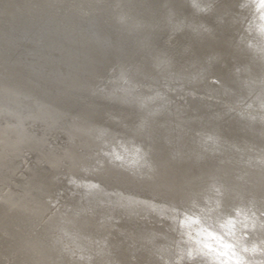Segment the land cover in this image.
Segmentation results:
<instances>
[{
  "label": "bare ground",
  "instance_id": "obj_1",
  "mask_svg": "<svg viewBox=\"0 0 264 264\" xmlns=\"http://www.w3.org/2000/svg\"><path fill=\"white\" fill-rule=\"evenodd\" d=\"M237 1L0 0L1 151L4 147L11 156H21L27 148L52 169L66 159L68 175L83 176L81 180L70 176L78 182L76 192L66 207L50 212L43 206L49 201L47 191L42 195L39 191L54 185L53 176L44 171L37 176L41 167L35 171L36 165L26 161L20 186L8 188L4 181L16 159H0V218L8 208L14 213L7 224L1 222L0 237L12 240L5 226L14 231L16 222L27 229L13 232V241L0 243L8 256L0 253V264H169L158 256L173 258L175 243L183 253L204 257L205 264H228L217 253L202 252L196 235L179 240L175 232L180 230L170 233L162 230L165 226L149 227L138 219L151 209L155 215L165 214L163 205L181 209L183 216L198 213L204 221L212 220L225 229V237L238 251L245 243L264 240V163H255L264 154V63L250 47L262 43L264 0ZM231 30L232 35L227 33ZM87 36L120 47L119 52L113 50V68L108 57L99 61L97 54L75 45ZM201 41L213 47L204 56L196 53ZM168 46L172 53L167 55ZM177 55L182 58L174 67ZM152 62L155 71L146 73L149 81L125 84L118 79L122 70L130 79L139 67ZM110 69H116L114 76L107 74ZM103 70L110 84L107 91L127 89L135 103L124 104L99 91L104 88L99 81ZM94 97L115 104H96ZM193 102L200 106H192ZM182 106L190 111L177 113L176 107ZM147 113L153 115L148 136L156 172L151 180L136 183L112 169L109 159L136 171L140 148L117 133ZM36 125L39 129L32 132ZM196 131L219 139L201 146ZM53 134L69 140L59 154L46 140ZM180 136L188 142L171 147ZM78 143L87 144L89 151L79 154ZM190 153L195 159H219L200 171ZM82 164L85 172L80 170ZM115 175L118 178L110 181ZM139 185L144 193H135ZM184 221L173 223L183 226Z\"/></svg>",
  "mask_w": 264,
  "mask_h": 264
},
{
  "label": "rangeland",
  "instance_id": "obj_2",
  "mask_svg": "<svg viewBox=\"0 0 264 264\" xmlns=\"http://www.w3.org/2000/svg\"><path fill=\"white\" fill-rule=\"evenodd\" d=\"M39 129V127L36 125L35 127H33L32 129V132H36L37 130ZM54 135V136H53ZM53 135H49L47 136L46 140L48 142L49 145H51L53 147V149L55 150V152H59L61 153L62 150L68 145L69 143V140L68 138L65 136V135H62V134H53ZM56 140H55V139ZM54 139V140H53ZM56 141V142H55ZM58 142V143H57ZM79 144V143H78ZM77 144V150L80 153H83L85 152L86 150L85 149H88L87 148V144L85 145L84 143H80L79 145ZM82 146V147H81ZM86 146V148H84ZM59 147V148H58ZM80 147V148H79ZM82 148V149H81ZM2 150L4 151L5 153V156L3 155L4 153L1 151V146H0V154L3 155L2 158L0 159H4L3 161H5V159L9 160V158H15V162L14 163V170L11 171L10 175H9V178H7L5 181H4V184L3 186H6V187H10V186H14V185H17V186H20L21 184V181L19 180L21 178L22 175H24L23 173H27V171H25V167H24V162L26 161H29L30 165L33 164L36 165L33 167V169L35 170H39V167L43 168L46 164V167L43 168L41 170L40 168V172L37 171L35 172L37 174V176L40 177V175L44 174L45 175H49V176H53V180H55V183H57V185L55 186V188L52 189L51 192L48 193V198L46 199H49V201L47 202V200L44 198L43 201H44V204L46 203V205H43L44 207H46V211H50V212H53L54 210L55 211H58L60 209L63 208V206H67L66 204L69 203V200L71 199L72 195H74V193L76 192V188H77V184L78 182H75L73 181L72 183L71 182H67V179L69 178L68 174H70V172L67 170V167L65 166L67 164V160L66 159H63L61 161L62 165L60 167L57 166L56 168H50V164L47 162V160L45 158H37V157H34V156H37V154H34V152H30V150H28L27 148L23 149L22 153H21V156H15L14 154L11 156V151H8L9 149L7 148H2ZM6 152H10V155L9 153L6 154ZM94 152V151H92ZM58 153V154H59ZM96 155V152L93 153ZM0 155V156H1ZM8 157H7V156ZM11 156V157H10ZM97 156V155H96ZM6 157V158H4ZM11 158V159H12ZM36 158V162H38L39 164H36V162H34L33 159ZM30 159V160H29ZM43 159V160H42ZM22 160V161H21ZM39 160V161H38ZM2 160L0 162H3ZM33 161V162H32ZM46 162V163H44ZM35 163V164H34ZM66 163V164H65ZM18 166H17V165ZM23 164V165H22ZM39 167H38V166ZM49 167V168H48ZM49 169V170H48ZM87 167L84 166L82 164V166H80V170L81 171H84L86 170ZM47 170V172H46ZM61 170V171H60ZM14 171V172H13ZM44 171V173H42ZM85 172V171H84ZM40 173V175H38ZM47 173V174H46ZM50 173V174H48ZM83 173V172H81ZM21 174V175H20ZM53 174V175H52ZM55 176V177H54ZM16 178V179H15ZM60 178V179H58ZM116 178H118V175H115L113 176V178H109L110 181H115ZM18 179V180H17ZM8 181V183H7ZM62 181V182H61ZM65 181V182H64ZM71 181V180H70ZM128 182H130L131 180H127ZM67 184V186H66ZM24 186V184L22 185ZM69 187V188H68ZM60 188V189H59ZM66 188V189H65ZM56 189V190H55ZM137 191L135 193H144L145 191V188L143 187V185H139L137 188ZM72 190V191H71ZM112 190H115L116 192L120 191L119 188H114L112 187ZM61 191V192H60ZM74 192V193H73ZM51 193V194H50ZM58 194V195H57ZM61 194V195H60ZM118 196H120V194H117ZM52 196V197H51ZM69 196V197H68ZM42 201V203H43ZM63 203V204H62ZM122 204V201L120 202ZM61 204V205H60ZM107 204V205H106ZM124 204V202H123ZM53 205V206H52ZM105 208H109L108 207V203L107 202H104L102 204ZM61 208H60V207ZM106 208V209H107ZM162 212L165 213V214H160V215H155V211L154 210H149V212H147L145 215H143L142 217H139L138 219L140 221H144L143 223L148 226L150 225L149 227L152 226H161V227H164L162 230H166V231H170V233H173L175 232V230H180L178 233L175 232V236L177 237V239L180 240V237H183V236H187V238L189 239L188 236H197V242L199 243L200 245V250L204 253H217L218 256L216 257H219L221 258V260H233L234 259V256H233V253L234 252H238V249L237 247L235 246V249L233 247V244H231V241L228 237H225V229L224 230H220L219 228L216 227V224H211L210 222H212V220L208 219L206 221H204L202 219V216L199 215L198 213H187L185 214V216H183V211L181 209H178L176 207H167V205H163L162 207ZM170 208V210H169ZM172 209V210H171ZM176 210V211H175ZM179 210V211H178ZM168 211V212H167ZM172 211V212H171ZM182 211V212H181ZM176 212L178 214H180V217L175 219L176 218ZM89 215L91 214V211L89 210L88 211ZM150 214V215H149ZM132 215H135L134 213ZM155 215V216H154ZM193 216H198L197 218L196 217H193ZM155 218V219H154ZM185 218V221H184V225L183 226H177L176 224H174V220H183ZM191 218H194V220H192ZM117 220H115L114 223H116ZM154 222V223H153ZM172 222V223H171ZM191 222V224H190ZM201 222V223H200ZM117 224V223H116ZM173 224V225H172ZM194 224V225H193ZM118 225V224H117ZM205 225V226H204ZM195 228H193V227ZM199 226V227H198ZM214 228H213V227ZM181 227V228H179ZM170 230H169V229ZM173 228H175V230H173ZM204 229V230H203ZM192 230V231H191ZM200 232H199V231ZM2 232V230H0ZM227 231V230H226ZM188 232V233H187ZM198 232V233H197ZM215 233V234H214ZM187 234V235H186ZM225 234V235H224ZM181 235V236H180ZM214 235V236H213ZM219 235V237H218ZM204 236V237H203ZM223 236V237H222ZM208 237V238H207ZM229 239V240H228ZM222 241V242H221ZM187 242V246L190 244H188V241H184L183 245L186 244ZM220 242V243H219ZM225 243V245H224ZM68 244V243H67ZM204 244V245H203ZM219 244L222 246H219ZM229 244V245H228ZM171 248L174 249V253H173V258H168V257H164V256H158L159 257V260L163 261V262H170L169 264H172V262L174 261V259H176L175 257H178L179 254H182L183 251H181V249H179V244L178 243H175V244H171ZM192 246V245H191ZM202 246V247H201ZM231 246V247H230ZM215 248V249H214ZM203 249V250H202ZM230 249V250H229ZM234 251V252H233ZM178 252V253H177ZM219 252V253H218ZM177 255V256H176ZM4 258L5 259H8V256L5 254H3ZM175 256V257H174ZM221 256V257H220ZM170 259V260H169ZM168 260V261H167ZM216 259H213L212 261L216 262L215 261Z\"/></svg>",
  "mask_w": 264,
  "mask_h": 264
},
{
  "label": "clouds",
  "instance_id": "obj_3",
  "mask_svg": "<svg viewBox=\"0 0 264 264\" xmlns=\"http://www.w3.org/2000/svg\"><path fill=\"white\" fill-rule=\"evenodd\" d=\"M202 11H206V8H201ZM262 43L259 48L255 45H250L253 48L254 53L259 56L262 63H264V31L261 32ZM116 69H110L109 75L114 76ZM127 76L123 72L120 73L119 80L127 84ZM264 82V80H261ZM113 82V81H110ZM100 92L107 95L110 99L119 101L124 104H133L136 98L127 89L107 91L104 88L99 89ZM141 111H143V105H138ZM153 115L150 113L141 116L138 122L126 123L123 125L122 130L117 133V137L125 141H132L140 148L141 160L137 166L135 172L123 166L119 161H112L109 159V164L112 169L119 172L125 177L135 181L136 183L151 180L153 174L156 172V166L153 159L154 145L148 136L151 128ZM196 142L201 146L209 143L211 139H219L213 133H205L201 131L195 132ZM255 163H264V154L257 156ZM235 248V245H233ZM234 260L229 261L228 264H264V240L259 242H253L252 244H244L238 252L233 253ZM172 264H205V258L197 256L193 253L184 252L179 254L178 257L172 262Z\"/></svg>",
  "mask_w": 264,
  "mask_h": 264
},
{
  "label": "water",
  "instance_id": "obj_4",
  "mask_svg": "<svg viewBox=\"0 0 264 264\" xmlns=\"http://www.w3.org/2000/svg\"><path fill=\"white\" fill-rule=\"evenodd\" d=\"M236 1V0H235ZM237 2H239V0L237 1ZM234 4V3H233ZM236 5H237V3H236ZM236 5H234V6H231L232 8H234V7H236ZM72 31V30H71ZM227 33L228 34H234V31H232L231 30V33L230 32H228L227 31ZM90 37V38H89ZM85 42H83V43H81V41L80 42H78V43H76L75 45L76 46H78L79 48H84V50H86V52L87 53H91L92 55H93V53H95V54H97L98 55V57L97 58H99V61H105L106 60V58L108 57L109 58V60L107 61V64H109L108 62H110L111 63V66H112V68H113V66H115V62H114V60L116 61V58H115V53H114V49H116V51L117 52H119L120 51V47H116V46H113L112 47V45H111V43H110V41H108V40H106L105 38H93V37H91V36H87L86 37V39H83ZM84 43H85V45H84ZM201 43H202V45H201V47L199 48V49H197L196 50V53L198 52L199 53V55L200 56H204L205 54L204 53H210V51H211V49H213V47L211 48V45L210 46H208L207 44V42H205V41H201ZM83 44V45H82ZM101 44V45H100ZM197 44V43H196ZM196 44H194V45H196ZM100 46H102L104 49L103 50H101L100 48ZM141 47V46H140ZM87 48V49H86ZM139 48V47H138ZM122 49V48H121ZM83 50V51H84ZM140 50V48L137 50V51H139ZM136 51V52H137ZM164 51V50H163ZM99 52V53H98ZM169 52H171L172 53V51H171V48H170V46H168V48H166V51L164 52V53H166L167 55L169 54ZM193 52V51H192ZM163 52L162 53H159L161 56H163V54H164ZM191 53V52H190ZM106 54V55H105ZM229 55H231V54H229ZM232 56V55H231ZM94 57H96L95 55H94ZM164 57V56H163ZM115 58V59H114ZM182 57L180 56V55H177V57L175 58L176 59V63L174 62V67H178L180 64H178L179 62V59H181ZM117 63V62H116ZM154 62H152V63H149L148 65H144L143 67H142V69H140V67L138 68L140 71H138L137 73L134 71V69H133V74H132V76L133 77H130V79H128L127 81H132V80H135V79H140V80H142L143 82L144 81H149V79L147 78V76H146V73L147 72H149V70H152V72H154L155 70L153 69V66H154ZM135 66V65H134ZM140 66V65H139ZM183 67H185V66H183ZM127 68L128 69H130V65H127ZM184 69H186V68H184ZM92 71V70H91ZM101 73L104 75L103 77H102V79H99V81L100 82H102L103 83V85L102 86H104V88L107 90V88H109L110 87V84H109V80L107 79V78H105L106 76L105 75H107V74H109V73H105L104 72V70L103 71H101ZM116 73V72H115ZM87 74H91V73H87ZM154 74V73H153ZM88 76V75H87ZM153 76V75H152ZM141 81V82H142ZM93 100H94V102L96 103H103V104H111V105H113V104H115V103H113V102H111V101H109V103L108 102H106V98L104 97V98H100V97H94L93 98ZM195 101H197V100H195ZM96 103V104H97ZM115 106H117L118 107V105H114V107ZM192 106H197V108L200 106V105H196V103H192ZM100 108L101 109H104L102 106H100ZM182 108H184L183 106L182 107H176V111H177V113H180V114H183V112H185V114H187V112L188 111H190V107H186L185 109H182ZM180 135V134H179ZM195 136V135H194ZM195 138V137H194ZM196 139V138H195ZM179 142H178V144H176V145H173V146H171V147H177V148H179L178 147V145H181V144H183L182 142L183 141H186V142H188L187 140H185V136H180V138H179V140H178ZM190 142V144H192L193 145V143H192V141H189ZM168 145H169V147H170V143L168 142L167 143ZM195 144V143H194ZM184 145H187V143L186 144H184ZM170 147V148H171ZM88 148H90V147H88ZM190 148H192V146H190L189 148H187V149H185L184 151H187L188 149H190ZM158 149H162V148H158ZM172 149V148H171ZM88 150V149H87ZM89 151V150H88ZM189 152V151H188ZM191 154V157H192V153H190ZM210 157V158H209ZM192 158H194V157H192ZM208 158V159H207ZM218 157L216 156V157H211V156H205V157H203V160L201 159V157L199 158V159H195L194 158V161L199 165V169H200V171L201 170H207V166H212L211 164L213 163H216L217 161H218V159H217ZM195 163V164H196ZM217 164V163H216ZM73 175H74V177H73ZM73 175H70V176H72L71 178H76V177H78V178H80V180L83 178V176H79L78 174H73ZM70 176H69V179H67V182H71L70 180H72L71 178H70ZM76 176V177H75ZM54 179V178H53ZM92 180H97L98 182H100V183H103V185H106V184H104V181L102 180V178L101 177H93V179ZM54 181V180H53ZM57 185V183H55L54 182V185L49 189H47V190H43V191H39V194L40 195H42V194H45V191H47V193H49L53 188H55V186ZM106 186H108V185H106ZM113 185H109L108 187H112ZM159 198V197H158ZM11 206H13V205H11ZM14 212H16V211H14ZM10 214H14V213H12L11 211H10V209L8 208V210H7V212H5L4 213V215H3V217L2 218H0V229H3V226L1 225L2 223V221L3 222H5L6 224H7V221H6V219H10V218H8V217H10L11 215ZM16 214V213H15ZM37 216H39V213H38V215ZM39 219H41V217L39 218ZM17 224H14L13 225V229H14V231H12V229H10L11 227H6L5 226V229H9V230H7V233L9 234V235H13V239L11 240V238H7L6 236H1L0 237V243L2 244V243H4V242H6V240L8 239L10 242L11 241H13L14 239H15V235L13 234V232H15L16 234H18V232H19V230L21 229V231H27V229L25 228V226H24V224L23 223H18V222H16ZM40 224H41V222H39ZM39 224V225H40ZM20 227V228H19ZM35 228V227H34ZM37 229L35 228V230H33L34 232L36 231ZM18 231V232H17ZM116 231V230H115ZM20 233V232H19ZM37 233V232H36ZM5 235V234H4ZM8 236V235H7ZM0 244V245H1ZM0 253H2V254H6V253H4V251L0 248ZM138 256H135V258H133L132 260H135L136 258H137ZM1 258V257H0ZM1 261V260H0ZM2 262V261H1ZM3 264H5V262H3Z\"/></svg>",
  "mask_w": 264,
  "mask_h": 264
}]
</instances>
